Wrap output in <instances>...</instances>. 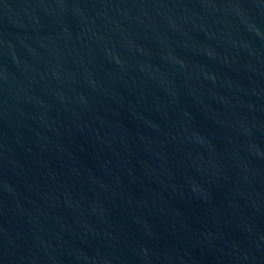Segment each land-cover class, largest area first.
Segmentation results:
<instances>
[{
    "label": "water",
    "instance_id": "95a60500",
    "mask_svg": "<svg viewBox=\"0 0 264 264\" xmlns=\"http://www.w3.org/2000/svg\"><path fill=\"white\" fill-rule=\"evenodd\" d=\"M0 264H264V0H0Z\"/></svg>",
    "mask_w": 264,
    "mask_h": 264
}]
</instances>
